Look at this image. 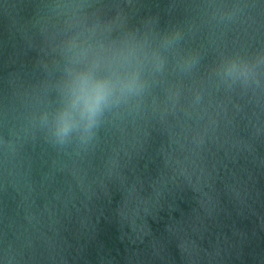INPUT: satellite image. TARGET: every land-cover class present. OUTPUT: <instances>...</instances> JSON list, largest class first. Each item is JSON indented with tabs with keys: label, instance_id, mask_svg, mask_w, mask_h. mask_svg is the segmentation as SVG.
I'll return each mask as SVG.
<instances>
[{
	"label": "water",
	"instance_id": "obj_1",
	"mask_svg": "<svg viewBox=\"0 0 264 264\" xmlns=\"http://www.w3.org/2000/svg\"><path fill=\"white\" fill-rule=\"evenodd\" d=\"M93 60L143 86L58 141ZM0 264H264V0H0Z\"/></svg>",
	"mask_w": 264,
	"mask_h": 264
},
{
	"label": "clouds",
	"instance_id": "obj_2",
	"mask_svg": "<svg viewBox=\"0 0 264 264\" xmlns=\"http://www.w3.org/2000/svg\"><path fill=\"white\" fill-rule=\"evenodd\" d=\"M74 46V43L70 41ZM95 60L79 68H70L67 76L66 102L55 113L52 133L58 141L73 130L87 137L101 112L117 99L138 93L143 82L140 65L132 64L123 70L98 72ZM224 71L229 75L244 74L247 67L236 61H227Z\"/></svg>",
	"mask_w": 264,
	"mask_h": 264
}]
</instances>
